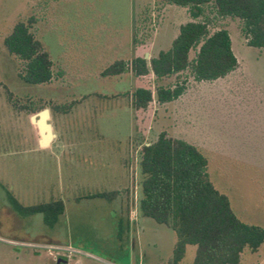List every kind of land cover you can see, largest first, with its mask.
<instances>
[{
  "label": "rangeland",
  "instance_id": "rangeland-1",
  "mask_svg": "<svg viewBox=\"0 0 264 264\" xmlns=\"http://www.w3.org/2000/svg\"><path fill=\"white\" fill-rule=\"evenodd\" d=\"M31 15L37 18L36 37L51 59L67 65V82H58V76L48 84L18 78V61L5 50L3 38L16 21ZM207 15L211 30L229 31L237 58L233 71L212 81H195L187 72L131 81L126 74L104 77L101 69L128 56L133 29L145 44L154 38L153 51L168 49L179 25L189 20L184 7L156 0H0V264H172L175 233L139 214L137 180L136 189L131 180L130 188L121 190L128 195L125 205L89 196L113 188L103 177L111 174L113 158L122 155L133 129L148 130L147 142L164 131L197 146L207 158L210 181L228 197L236 216L264 228V48L246 44L237 19ZM145 50L138 51L142 55ZM174 83L184 87L180 96L159 104L153 95L148 109L133 118L129 103L135 86L154 89ZM6 90L17 108L8 102ZM39 99H84L73 106L78 112L66 116L64 129L102 135L97 138L101 160L81 161L77 153L66 162L63 142L57 139L51 151L37 147L29 116ZM80 109L93 112L81 118ZM132 167L140 173L136 160ZM11 198L24 206L61 199L64 212L49 226L41 213L16 210ZM119 208L126 209L121 218ZM118 220L124 226L121 235ZM194 251L189 245L179 264H192ZM257 251H246L243 258L257 257L264 264V243Z\"/></svg>",
  "mask_w": 264,
  "mask_h": 264
},
{
  "label": "trees",
  "instance_id": "trees-1",
  "mask_svg": "<svg viewBox=\"0 0 264 264\" xmlns=\"http://www.w3.org/2000/svg\"><path fill=\"white\" fill-rule=\"evenodd\" d=\"M160 4H174L186 9L189 20L178 27L176 36L166 50L156 56L113 60L101 69L104 77L119 76L128 71L136 78L153 75L163 80L187 72L195 81L222 78L237 66L227 28L211 30L208 13L218 18H235L240 33L248 46L264 48V0H156ZM37 18L29 16L14 23L3 38L7 53L17 61V76L28 84H48L54 79L55 62L36 37L33 30ZM134 28V27H133ZM133 44H145L133 29ZM195 51L190 58V52ZM183 86H137L131 93L135 109H146L153 95L157 102L176 99ZM6 90V98L14 108L16 101ZM30 112L49 105L54 113L66 114L78 103L77 99L50 103L39 99ZM49 103V104H48ZM51 104V105H50ZM24 108V107H21ZM51 111V112H52ZM207 158L197 146L185 140L168 136L162 131L154 141L141 145L139 170L141 197L138 211L170 227L176 236L171 262L177 264L184 256L186 246L195 247L192 264H239L244 251L256 252L264 243V228L241 221L230 205L228 197L215 188L207 172ZM116 190L98 192L90 197L113 199ZM13 207L23 214L41 213L46 225H54L64 212L61 199H51L24 206L11 198ZM119 230L121 228L118 223Z\"/></svg>",
  "mask_w": 264,
  "mask_h": 264
},
{
  "label": "crops",
  "instance_id": "crops-1",
  "mask_svg": "<svg viewBox=\"0 0 264 264\" xmlns=\"http://www.w3.org/2000/svg\"><path fill=\"white\" fill-rule=\"evenodd\" d=\"M153 44H154V38L149 43L142 44V45H139L136 47L132 43V47L130 48L131 51L128 53V56L125 55V56H121L118 58H123L127 61H130L133 57L141 55L138 50L141 49V47H143V46L146 48V50L142 54L145 58L156 56L160 50L157 52L153 51ZM118 58H116V59H118ZM54 67H56V69H58V71H59L58 73L60 74L57 81L60 83L61 82L62 83L67 82V80L64 77L65 74L67 73V71H66L67 65H61V64L57 63V64H55ZM124 74H126L127 78L131 81L140 80V79L134 77L132 75L131 71H128ZM119 76H121V75H119ZM119 76H115V78H119ZM122 76H123V74H122ZM149 76H151V78H154L152 74L148 75V77ZM134 88H136V86ZM69 100H71V99H69ZM69 100H64V101H69ZM64 101H61V102H64ZM83 101H84V99H82L80 102L78 101L79 103H77L76 105H82L84 103ZM168 102H170V101H168ZM168 102H163V103L157 102V103L164 104V103H168ZM119 104H120V102L117 101V103L115 105H119ZM129 104H130L129 110L132 112L133 118H134L135 114H141V112H143V110H145V109H136L135 110L131 107L132 106L131 102ZM146 109H148V107ZM75 110H76L75 107H73L72 110L66 114H62V113L56 114L55 113V117L58 121V124H57V127H58L57 131L58 132L56 133L53 130L54 137L49 142V144L46 146H40L38 144V139L40 138V135H39L38 130L36 128L38 136L36 138L35 144L37 145V147L42 148L43 150H50L51 151L52 143L54 142L55 139H57V140H60L63 142V146L61 147L60 150L62 153H65L66 155H68V156H66V159H65L66 162H71V160H73L72 155L77 154V153L82 156L80 158L81 161H87L89 159L90 160L92 159L93 162L100 161L101 157H99L98 155L101 154V148H100V143L97 141V138H100L102 135L98 134L97 132L90 133L86 130H77L76 131V129H72V130H65L64 129V127H65L64 122H65L66 116L73 115V112ZM49 111H50V109H49ZM76 111L78 112V110H76ZM79 112L81 113V115H80L81 118H83V116H85V118H86V116H88L87 114H90L89 112H93V110L90 111V110L80 109ZM84 113H85V115H84ZM51 115H52V113H51ZM52 128H53V126H52ZM147 131L148 130H144V129H142V130L138 129L137 131H134V129H133L131 135L128 136V139L125 142L127 144V146H125V149H124L122 155L120 153L118 156H115V155H114L115 157L113 156L114 157L113 158V165L114 166L111 169V174H106L103 177V179H105L107 181L106 183H109V181L112 182L111 185L113 186V188L110 189V191H113V190L119 191L114 195V198L112 199L118 203L122 202L124 204L126 202L128 195L126 193H123L121 190L130 188L131 180H133L132 186H135V180H137V186L140 184V181L142 179V175H141V173L136 172L135 168L132 166H133V163L135 164V160H136V163L138 165L139 149H140L141 145H147L149 143L147 141H144V139L147 136L146 135ZM134 137H135V139H134ZM117 143L120 144L119 141H117ZM75 161H77V159ZM110 162H111V160H110ZM138 167H139V165H138ZM67 176L68 177H66L67 178L66 180H70L72 177V175H67ZM65 185H71V183L67 182ZM135 189H136V186H135ZM115 210L120 212V215L118 218H121L124 214H126V209H123V208L120 209L119 208V209H115ZM118 223H120V225H121L120 230L118 227V233L121 235V233L124 230V226H122L121 220H118ZM188 246H186L185 252H186ZM258 252L259 251L248 252V253L258 254ZM244 253H246V251L241 254L239 264H258V258L257 257L254 259H252V257H247L246 259H244L243 258ZM177 264H179V262Z\"/></svg>",
  "mask_w": 264,
  "mask_h": 264
},
{
  "label": "water",
  "instance_id": "water-1",
  "mask_svg": "<svg viewBox=\"0 0 264 264\" xmlns=\"http://www.w3.org/2000/svg\"><path fill=\"white\" fill-rule=\"evenodd\" d=\"M50 111L45 107L29 116L30 122L36 126L40 138L38 144L40 146H46L54 137L52 124L49 121ZM62 264H66V260H62Z\"/></svg>",
  "mask_w": 264,
  "mask_h": 264
},
{
  "label": "built area",
  "instance_id": "built-area-1",
  "mask_svg": "<svg viewBox=\"0 0 264 264\" xmlns=\"http://www.w3.org/2000/svg\"><path fill=\"white\" fill-rule=\"evenodd\" d=\"M132 212V211H131Z\"/></svg>",
  "mask_w": 264,
  "mask_h": 264
}]
</instances>
